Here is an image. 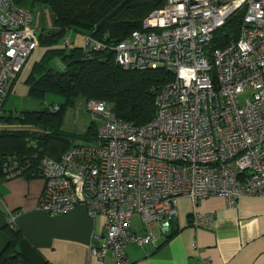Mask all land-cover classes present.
<instances>
[{
  "label": "built area",
  "instance_id": "1",
  "mask_svg": "<svg viewBox=\"0 0 264 264\" xmlns=\"http://www.w3.org/2000/svg\"><path fill=\"white\" fill-rule=\"evenodd\" d=\"M238 12H244L239 38L208 54L214 32ZM32 20L31 10L0 0V116L13 83L39 47ZM68 46L67 38L59 45ZM91 49H112L125 70L172 73L157 92L156 114L147 124L119 119L106 101L89 99L86 109L98 126L97 137L58 160L38 159L41 210L58 216L83 205L92 218H105V233L91 246L94 258L111 254L116 264H136L127 256L128 244L157 246L154 232H134L135 214L147 228L156 225L168 233L182 197L197 203L220 195L233 205L244 195L264 196V0H166L117 44L85 34L83 50ZM58 66L66 70L60 61ZM16 128L0 121L4 131ZM24 168L8 157L4 176L22 175ZM8 213L13 226L16 214ZM194 224L211 228L214 221L202 216Z\"/></svg>",
  "mask_w": 264,
  "mask_h": 264
},
{
  "label": "crops",
  "instance_id": "2",
  "mask_svg": "<svg viewBox=\"0 0 264 264\" xmlns=\"http://www.w3.org/2000/svg\"><path fill=\"white\" fill-rule=\"evenodd\" d=\"M24 8L33 12L30 28L35 32L39 47L32 53L9 91L5 101V116H12L13 111L22 114L41 110L39 103L52 93L41 97L31 95L29 79L34 66L42 60L47 50L60 48L62 43L58 41L47 46L40 39L47 30L54 29V17L46 5L37 3ZM73 31L76 30L68 32ZM70 38H67L70 46L65 48L76 47V42L72 41L73 33ZM83 43L79 45L83 47ZM57 59L63 64L60 58ZM52 67L60 69L59 66ZM16 125V129L23 128L22 125ZM3 131L0 129V134ZM43 190L44 180L40 177L19 175L5 178L0 175V196L5 203L0 206V255L10 240V231L16 230L22 235L18 249L31 264H116L111 254L100 260L94 258L91 252L92 244H98L97 238L105 233V218H92L83 205L66 214L49 216L40 209ZM8 210L16 214L13 226ZM202 216L212 217L214 226L195 225V220ZM133 230L138 234L152 231L158 239L157 246L152 243L143 246L128 244L126 253L132 263L264 264V196L244 195L233 205L220 195L197 203L182 197L178 201V215L170 232L162 233L156 225L147 228L139 215L136 219L134 215Z\"/></svg>",
  "mask_w": 264,
  "mask_h": 264
},
{
  "label": "trees",
  "instance_id": "3",
  "mask_svg": "<svg viewBox=\"0 0 264 264\" xmlns=\"http://www.w3.org/2000/svg\"><path fill=\"white\" fill-rule=\"evenodd\" d=\"M23 7L37 3L46 5L54 17L56 38L41 35L43 44L51 46L64 38L68 31L91 33L108 45L126 39L134 30L141 29L144 19L155 9L163 7L166 0H15ZM244 12L232 15L226 24L216 30L207 46L208 54L223 48L240 35ZM60 58L66 70L51 66ZM38 75L39 77H36ZM172 78L165 69L125 70L116 64L112 49L84 52L83 47L49 49L38 62L30 76L31 95L48 93L64 98L61 109L53 112L45 108L22 112L20 116H0V121L22 125L23 128L3 131L0 134V175L4 176L6 158L15 156L20 161L24 176L40 177L38 159L50 156L58 160L77 144L97 137L98 126L92 122L83 133L65 128L68 110L78 100L96 99L110 104L117 118L145 125L156 114L155 98L158 90ZM80 139V143L73 141ZM41 178V177H40ZM22 235L10 231V240L0 255V264H31L18 249Z\"/></svg>",
  "mask_w": 264,
  "mask_h": 264
},
{
  "label": "rangeland",
  "instance_id": "4",
  "mask_svg": "<svg viewBox=\"0 0 264 264\" xmlns=\"http://www.w3.org/2000/svg\"><path fill=\"white\" fill-rule=\"evenodd\" d=\"M38 8V7H37ZM74 34V38L72 41H75L74 43L76 46H80L79 44H82L84 41L83 34L78 31H73L71 32ZM70 32H68L65 36V38H70ZM64 38L60 39L59 41H63ZM71 39V38H70ZM74 45V46H75ZM52 66H55L58 68V59L55 58L51 62ZM250 93H247L245 95L240 96L241 102L245 100V98L249 95ZM54 101V102H53ZM86 101L87 100H78L74 107L70 108L66 114L65 118V128L74 133H83L86 131L87 127L92 123L89 113L87 112L86 109ZM57 103H64V98L62 96H59L57 94H48L47 97L45 98L44 102L39 103V108L43 109V107L47 105H52V104H57ZM74 143H80V139H76L73 141ZM138 217L137 214H135V219Z\"/></svg>",
  "mask_w": 264,
  "mask_h": 264
},
{
  "label": "water",
  "instance_id": "5",
  "mask_svg": "<svg viewBox=\"0 0 264 264\" xmlns=\"http://www.w3.org/2000/svg\"><path fill=\"white\" fill-rule=\"evenodd\" d=\"M45 35L50 36L54 40L56 38V31L54 29L47 30Z\"/></svg>",
  "mask_w": 264,
  "mask_h": 264
}]
</instances>
